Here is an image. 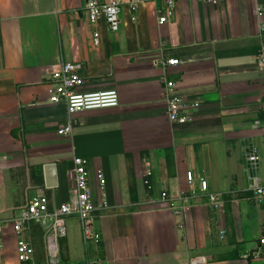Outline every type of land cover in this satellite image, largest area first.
Here are the masks:
<instances>
[{
  "label": "crops",
  "instance_id": "obj_1",
  "mask_svg": "<svg viewBox=\"0 0 264 264\" xmlns=\"http://www.w3.org/2000/svg\"><path fill=\"white\" fill-rule=\"evenodd\" d=\"M86 1L0 0V264H17L11 222L33 196L44 194L50 212L69 201L74 157L87 162L100 240L84 245L70 217L50 256L51 222L32 223L36 264H264L256 254L264 202L252 198L245 167L256 149L254 175L264 180V70L256 61L264 0H175L162 25L161 0H144L136 12L122 0L116 33L89 21ZM167 59L179 65L163 69ZM61 61L83 65L80 93L116 91L118 106L69 117L50 104L47 82ZM163 76L198 104L191 124H169ZM69 119L71 134L58 135ZM47 164L57 168L53 189L45 188ZM201 178L220 194L216 209ZM181 193L189 202L176 214Z\"/></svg>",
  "mask_w": 264,
  "mask_h": 264
},
{
  "label": "built area",
  "instance_id": "obj_2",
  "mask_svg": "<svg viewBox=\"0 0 264 264\" xmlns=\"http://www.w3.org/2000/svg\"><path fill=\"white\" fill-rule=\"evenodd\" d=\"M144 0H130L128 6L131 12H136ZM156 2V0H153ZM210 6H219L224 0H199ZM122 0H111L108 3H100L98 0H87L85 10L92 24L103 21L109 32L116 33L120 29V15ZM163 9L157 10L158 24L162 25L169 21L174 13L175 0H161ZM135 18L133 17L132 20ZM1 22V18H0ZM261 42L256 56L257 64L264 70V23L261 25ZM93 41L98 44V34H93ZM176 59H167L161 63L163 69L178 66ZM83 65L80 62H60L58 69L53 72L47 82L46 92L48 102L54 105H63L69 117L82 111L115 108L118 106V95L116 91H104L98 93L83 94L78 89L84 84L82 77ZM162 87L165 93L166 118L169 124L174 126H185L194 121L190 110L196 109L198 104H187L178 94L175 82L166 76L161 77ZM75 121L68 122L57 130L58 135H70ZM260 161V155L256 149H251L245 157V167L252 179L250 190L252 198L258 204L264 202V180L255 176V171ZM72 170V189L70 199L67 203L55 208L52 212L48 208V200L42 193L33 196L25 206L19 217L11 222V228L16 238L17 264H36L34 262V248L26 237L28 227L35 222H51L50 236L47 240V251L50 256L57 253L58 240L66 236L65 220L70 217L77 218L81 230L84 245L90 242L97 243L100 240L99 233L95 230L96 207L92 201L91 188L89 186L86 160L74 157ZM148 176L151 172L147 173ZM97 180L101 191L104 190L105 177L102 172L97 173ZM193 175L187 173V181L192 182ZM199 187L206 198L207 203L215 209L219 206L220 194H213L207 190V182L199 179ZM162 194L161 198L166 199ZM178 205L174 207L176 214H181L183 208L188 204L189 197L181 193ZM3 226L0 223V234ZM223 238L224 233H219ZM257 255L264 256V237L257 243ZM85 264H94L86 262Z\"/></svg>",
  "mask_w": 264,
  "mask_h": 264
},
{
  "label": "water",
  "instance_id": "obj_3",
  "mask_svg": "<svg viewBox=\"0 0 264 264\" xmlns=\"http://www.w3.org/2000/svg\"><path fill=\"white\" fill-rule=\"evenodd\" d=\"M45 177V188L53 189L58 185L57 168L54 164H47L43 167Z\"/></svg>",
  "mask_w": 264,
  "mask_h": 264
}]
</instances>
